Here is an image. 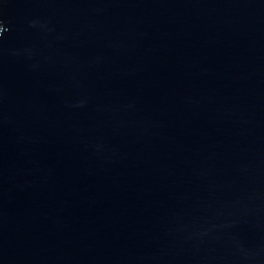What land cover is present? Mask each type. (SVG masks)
<instances>
[{"label":"water","instance_id":"obj_1","mask_svg":"<svg viewBox=\"0 0 264 264\" xmlns=\"http://www.w3.org/2000/svg\"><path fill=\"white\" fill-rule=\"evenodd\" d=\"M0 264H264V0H0Z\"/></svg>","mask_w":264,"mask_h":264}]
</instances>
